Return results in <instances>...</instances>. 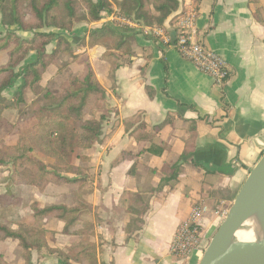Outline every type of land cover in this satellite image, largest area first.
Instances as JSON below:
<instances>
[{"label":"crops","instance_id":"crops-1","mask_svg":"<svg viewBox=\"0 0 264 264\" xmlns=\"http://www.w3.org/2000/svg\"><path fill=\"white\" fill-rule=\"evenodd\" d=\"M177 1L178 10L163 27L176 36L177 17L187 7L194 8V35L226 62L225 85L217 87L173 48L129 29L123 33L132 56L113 69L103 58L105 48L87 44L88 33L110 23L109 15L76 25L63 35L72 56L60 54L40 84L26 92L21 109L3 112L0 141L13 145L18 131L32 123L33 108L45 105L47 96H59L68 79L84 76L87 68L105 91L111 111L98 141L73 160L80 173L66 175L81 183L50 184L40 192L10 185V165L0 167V217L13 229L16 223H32L33 204L40 209L72 207L82 200L91 207L88 220L96 264H198V253L185 259L170 255L178 226L194 205H209L215 195L221 204L233 202L264 152V0ZM5 29L0 25V37ZM54 46L52 42L46 51ZM33 59L30 53L20 66ZM6 62L7 52L2 51L0 66ZM19 86L18 81L5 90L3 98L11 102ZM136 121L151 134L161 126L151 143L135 140ZM160 145L167 149L152 152ZM175 165L176 181L165 182ZM206 167L217 170L210 173ZM212 223L213 214L207 212L202 221L205 232ZM43 228L50 249L64 251L79 240L64 235L57 219L44 220ZM0 255L7 264H23L16 241H0ZM31 264H57V256L46 250L32 253Z\"/></svg>","mask_w":264,"mask_h":264},{"label":"trees","instance_id":"trees-1","mask_svg":"<svg viewBox=\"0 0 264 264\" xmlns=\"http://www.w3.org/2000/svg\"><path fill=\"white\" fill-rule=\"evenodd\" d=\"M178 8L177 0H0V25L6 28L0 37V52H7V62L0 66V122L4 111L21 109L26 92L40 84L44 72L56 63L60 54L72 56L63 35L77 24L96 23L104 14L114 13L144 27H163ZM125 30L128 29L106 23L88 34V46L105 48L103 58L113 69L132 56ZM15 31L31 36L23 39ZM52 42L55 46L47 52ZM30 53H34V59L20 66ZM18 81L20 86L12 101H6L3 92ZM46 99H50L49 104L33 108L32 123L18 131L13 145L6 146L0 141V167L10 165V185L30 186L42 192L50 184L81 183L82 180H68L66 175L80 173L74 169L73 160L82 158L80 153L98 141L106 114L111 111L105 91L90 68L82 77L69 78L58 98L47 96ZM136 122L135 140L151 143L161 126L154 127L151 134L142 123ZM166 149L167 146L160 145L152 152L157 154ZM172 170L165 182L176 181L178 166ZM30 209L32 223H16L15 229L0 217V241H16L23 264H31L32 253L39 255L42 250L56 254L57 264H96L88 220L91 207L87 203L77 200L72 207L43 209L33 204ZM48 218L62 222V233L79 238L78 242L64 251L48 248L43 228ZM0 264H7L2 255Z\"/></svg>","mask_w":264,"mask_h":264},{"label":"built area","instance_id":"built-area-1","mask_svg":"<svg viewBox=\"0 0 264 264\" xmlns=\"http://www.w3.org/2000/svg\"><path fill=\"white\" fill-rule=\"evenodd\" d=\"M110 23L120 29L135 30L150 37L162 46L173 48L185 61L190 62L202 74L209 76L214 85L223 87L229 77L226 62L217 54L206 50L194 35L196 10L187 7L175 22L176 36L171 37L164 27H144L131 20L109 14ZM208 208L197 203L189 217L180 223L169 247V253L176 259H185L192 253H203L207 246L205 230L202 224ZM218 214V213H217ZM225 217L226 214L223 213ZM224 219V218H223Z\"/></svg>","mask_w":264,"mask_h":264},{"label":"water","instance_id":"water-1","mask_svg":"<svg viewBox=\"0 0 264 264\" xmlns=\"http://www.w3.org/2000/svg\"><path fill=\"white\" fill-rule=\"evenodd\" d=\"M212 173L217 170L205 168ZM214 170V171H213ZM264 212V152L251 169L236 194L232 205L216 232L203 251L198 264H264L257 252L249 251L255 248L254 244L244 245V254L247 262H242L239 256L241 245L233 242L235 229L248 218L257 213Z\"/></svg>","mask_w":264,"mask_h":264},{"label":"bare ground","instance_id":"bare-ground-1","mask_svg":"<svg viewBox=\"0 0 264 264\" xmlns=\"http://www.w3.org/2000/svg\"><path fill=\"white\" fill-rule=\"evenodd\" d=\"M233 242L243 245L239 250L242 262H247L242 250L244 245L248 244H254L256 247L250 248L249 251L257 252L260 259L264 260V212L254 214L238 226L233 234ZM257 264H260V261H257Z\"/></svg>","mask_w":264,"mask_h":264},{"label":"rangeland","instance_id":"rangeland-1","mask_svg":"<svg viewBox=\"0 0 264 264\" xmlns=\"http://www.w3.org/2000/svg\"><path fill=\"white\" fill-rule=\"evenodd\" d=\"M114 10H116L114 8ZM79 24H85V22L79 23ZM77 24V25H79ZM89 34V33H88ZM60 96V95H59ZM58 95L56 96V98L59 97ZM45 103V105L50 102V99H44L43 100ZM42 101V102H43ZM220 197H217L216 195L213 196V200L209 205H206L205 203H201L204 206H206V208H208V212L213 214V223L211 224L210 228L206 229L205 235H206V242L209 243L210 239L212 238V236L214 235V233L216 232L217 228L219 227L221 221L223 220V216L226 212H228V209L230 208V206L232 205L231 203H223L221 204V200L219 199ZM218 213V214H217ZM201 257V254H200Z\"/></svg>","mask_w":264,"mask_h":264}]
</instances>
